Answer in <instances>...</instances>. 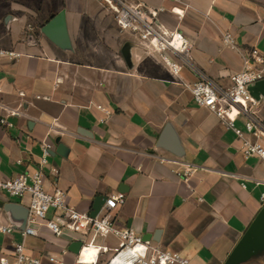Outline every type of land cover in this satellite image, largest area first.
<instances>
[{
    "label": "crops",
    "instance_id": "0c3cea01",
    "mask_svg": "<svg viewBox=\"0 0 264 264\" xmlns=\"http://www.w3.org/2000/svg\"><path fill=\"white\" fill-rule=\"evenodd\" d=\"M138 1L190 40L196 67L224 87L244 69L247 50L264 54V0ZM56 15L62 40L45 31ZM226 32L236 48L223 44ZM0 48L22 54L0 59V112L13 124L0 126L2 177L40 168L43 187L62 190L82 213L97 196L123 192L112 214L151 245L190 264H264V240L233 256L264 208V166L194 103L188 69L172 76L160 55L119 29L103 0H0ZM255 111L264 122V92ZM43 143L51 149L41 165ZM26 210L27 198L0 190V226L11 228L0 230V259L23 243L28 255L74 263L75 235L41 228L23 238Z\"/></svg>",
    "mask_w": 264,
    "mask_h": 264
},
{
    "label": "built area",
    "instance_id": "2783aa9c",
    "mask_svg": "<svg viewBox=\"0 0 264 264\" xmlns=\"http://www.w3.org/2000/svg\"><path fill=\"white\" fill-rule=\"evenodd\" d=\"M103 1L119 29L131 34L145 52L160 55L172 76L178 75L183 68L195 76V81L188 84L194 103L214 113L233 131L246 158H256L264 166V122L256 116L259 100L250 90L251 86L264 79V54L256 47L247 50L244 69L232 74L230 86L224 87L196 67L192 57L193 43L180 30H169L156 23L157 11L150 10L138 0ZM222 41L225 46L236 48L230 32L223 34ZM21 55L15 50L0 48V59L12 61ZM16 113L10 112L9 115ZM12 125L7 115L0 112V126ZM41 148L39 164L43 165L47 162L51 144L43 143ZM42 179L40 168L8 178L2 177L0 171V190L10 197L27 198L26 223L20 231L23 238L37 235L41 228L56 237L75 235L82 246L72 264H190L186 256L151 245L132 228L120 225L112 212L125 203V193L107 196L100 210L91 216V210L82 213L69 205L62 190H46ZM0 230L6 233L11 228L0 226ZM86 246L96 251L95 259L89 262L79 259ZM14 248L13 256L1 258L0 264H68L55 254L28 255L23 243L15 244ZM66 253L68 250L65 248L61 256Z\"/></svg>",
    "mask_w": 264,
    "mask_h": 264
},
{
    "label": "water",
    "instance_id": "95a60500",
    "mask_svg": "<svg viewBox=\"0 0 264 264\" xmlns=\"http://www.w3.org/2000/svg\"><path fill=\"white\" fill-rule=\"evenodd\" d=\"M47 34L54 40H62L64 39V30H63V25H62V17L61 15H56L52 22L47 26L45 29ZM250 90L252 92V95L256 99H260V92H264V79L258 81L255 85L250 87ZM56 142L58 143V149L56 153L60 155H64L61 150H65L64 145L59 143V138L56 139ZM55 152L51 153V156H54ZM106 197L102 196H97L93 202V206L91 208L90 215L94 216L96 213L100 210L101 206L103 205ZM27 211V210H26ZM26 223V218L21 225V230L25 227ZM143 240L145 242H149L150 238L147 236L143 237ZM264 240V208L260 210L254 221L251 223L247 231L244 233L243 237L241 238L240 242L236 246L233 256L237 257L241 255L248 247L249 245L257 242ZM82 243L81 241L75 240L72 241L68 247V250L75 254L78 255L80 250H81Z\"/></svg>",
    "mask_w": 264,
    "mask_h": 264
},
{
    "label": "bare ground",
    "instance_id": "6f19581e",
    "mask_svg": "<svg viewBox=\"0 0 264 264\" xmlns=\"http://www.w3.org/2000/svg\"><path fill=\"white\" fill-rule=\"evenodd\" d=\"M93 247L86 246L81 252V257L79 258L81 261L89 262L95 259L96 251L94 252ZM95 253V254H94Z\"/></svg>",
    "mask_w": 264,
    "mask_h": 264
}]
</instances>
